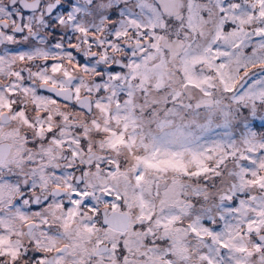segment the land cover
<instances>
[{"label": "snow or ice", "instance_id": "6c2138e0", "mask_svg": "<svg viewBox=\"0 0 264 264\" xmlns=\"http://www.w3.org/2000/svg\"><path fill=\"white\" fill-rule=\"evenodd\" d=\"M0 264H264V0H0Z\"/></svg>", "mask_w": 264, "mask_h": 264}]
</instances>
